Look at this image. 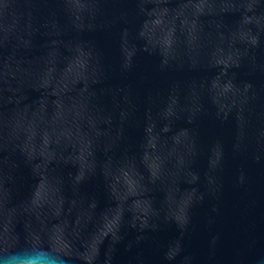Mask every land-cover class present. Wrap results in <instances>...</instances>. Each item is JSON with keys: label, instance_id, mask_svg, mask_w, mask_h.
<instances>
[{"label": "water", "instance_id": "1", "mask_svg": "<svg viewBox=\"0 0 264 264\" xmlns=\"http://www.w3.org/2000/svg\"><path fill=\"white\" fill-rule=\"evenodd\" d=\"M264 264V0H0V261Z\"/></svg>", "mask_w": 264, "mask_h": 264}, {"label": "clouds", "instance_id": "2", "mask_svg": "<svg viewBox=\"0 0 264 264\" xmlns=\"http://www.w3.org/2000/svg\"><path fill=\"white\" fill-rule=\"evenodd\" d=\"M0 264H54V260L46 259L38 262L35 259H26L24 261H21L17 256H9L4 261H0Z\"/></svg>", "mask_w": 264, "mask_h": 264}]
</instances>
